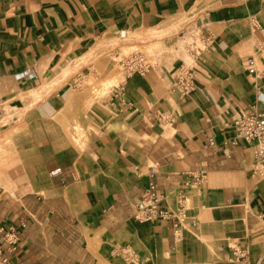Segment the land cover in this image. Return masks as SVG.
I'll use <instances>...</instances> for the list:
<instances>
[{"label":"crops","instance_id":"crops-1","mask_svg":"<svg viewBox=\"0 0 264 264\" xmlns=\"http://www.w3.org/2000/svg\"><path fill=\"white\" fill-rule=\"evenodd\" d=\"M133 46L150 48L143 74L121 63ZM254 106L264 0H0V224L19 228L7 264H264L257 141L231 126ZM151 181L169 211L186 198L180 223L133 217Z\"/></svg>","mask_w":264,"mask_h":264},{"label":"built area","instance_id":"built-area-1","mask_svg":"<svg viewBox=\"0 0 264 264\" xmlns=\"http://www.w3.org/2000/svg\"><path fill=\"white\" fill-rule=\"evenodd\" d=\"M192 55L198 57L200 48L195 46V43L190 44ZM127 75L133 73H145L150 68V61L141 52H132L125 55L121 61ZM29 74L28 70L22 72V75ZM175 84L183 95L189 93L195 88L194 68L191 64H183L178 68ZM160 119L165 122H172L171 114H160ZM234 132V140H243L247 143L257 141V146L253 153V168L264 175V110L254 106L248 114L241 115L235 118L232 122ZM1 131V129H0ZM233 140V141H234ZM208 144L215 145L213 138H209ZM58 170V169H57ZM163 195H160L155 190V183L149 182L148 187L143 191L142 199L134 205L133 217L138 220L158 221L160 219H171L177 224L180 223L183 217L184 205L186 198L180 196L177 199V206L174 211H169L163 205ZM18 227H6L0 224V232L3 231L0 237V264H7V259L2 255V245L6 244L9 251H13L19 241ZM130 258V255H128Z\"/></svg>","mask_w":264,"mask_h":264},{"label":"rangeland","instance_id":"rangeland-1","mask_svg":"<svg viewBox=\"0 0 264 264\" xmlns=\"http://www.w3.org/2000/svg\"><path fill=\"white\" fill-rule=\"evenodd\" d=\"M184 20H182V21H174V22H172V23H175L172 27H171V29L169 30V31H179L180 30V28H181V25H182V22H183ZM190 24V23H189ZM186 28V27H185ZM188 29H191V27H189ZM168 31V32H169ZM179 35H178V37L176 38V40H180V41H186L187 39H186V35H184V32L182 33V32H180V33H178ZM147 44H148V42H146ZM146 43H143V44H146ZM181 43V42H180ZM137 51H139V52H141L146 58H148V60L150 59V56L152 55L151 54V51H150V48H149V46H144V47H138V46H133V47H131V48H124L123 49V53L125 54V55H128L129 53H132V52H137Z\"/></svg>","mask_w":264,"mask_h":264}]
</instances>
